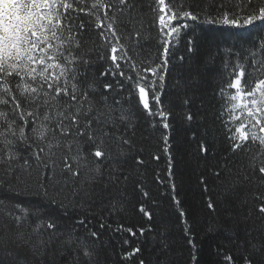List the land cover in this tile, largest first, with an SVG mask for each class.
<instances>
[{"label":"snow or ice","instance_id":"1","mask_svg":"<svg viewBox=\"0 0 264 264\" xmlns=\"http://www.w3.org/2000/svg\"><path fill=\"white\" fill-rule=\"evenodd\" d=\"M86 3L0 0V183L14 181L19 186L36 173L75 197L86 192L83 182L87 180L101 187L115 208L130 166L142 168L148 163L134 139L136 121L145 120L153 130H162L159 135L169 156L170 178L173 113L165 108L162 96L172 49L182 32L196 24L264 29V0H153L148 5L152 20L147 28L155 26L158 33L155 60L135 55L144 51L147 42L143 0H91L85 7ZM81 14L86 18L81 19ZM186 48L193 51L191 39ZM178 59L183 61L184 56ZM102 61L107 63L94 75L97 62ZM222 62L225 83L219 88L220 116L224 106L230 105L231 114L222 123L231 151L243 157L239 165L225 166L224 178L229 188L253 185L254 212L264 218V36L242 50H230L229 59ZM133 97L134 107L130 105ZM186 119L192 121L193 116L188 114ZM199 150L208 152L203 142ZM151 159L159 161L160 156ZM214 175L221 178L222 174L216 171ZM40 186L47 191L44 183ZM171 188L175 192L174 183ZM141 191L148 197L147 191ZM173 200L180 205L178 198ZM207 207L215 211L216 206L209 201ZM139 211L152 218L143 206ZM178 211L187 231L186 213L179 207ZM6 215L16 221L17 229L7 238L9 264H33L34 258L47 252L54 237L63 235L55 221L26 224L32 231L25 232L20 216ZM125 230L136 235L131 228ZM139 231L143 235L144 229ZM90 235L99 238L95 231ZM5 239L0 236V241ZM63 243L72 244V236L67 235ZM189 243L195 264L196 245L191 238ZM138 252L139 247L132 254ZM84 255L90 259L92 253L85 248ZM225 259L231 264L230 255ZM244 264H264V245L252 246Z\"/></svg>","mask_w":264,"mask_h":264},{"label":"trees","instance_id":"2","mask_svg":"<svg viewBox=\"0 0 264 264\" xmlns=\"http://www.w3.org/2000/svg\"><path fill=\"white\" fill-rule=\"evenodd\" d=\"M152 3L153 0H143L147 42L144 51L135 55L155 60L160 47L155 39L158 33L155 26L147 28L152 20L148 5ZM85 18L81 14V19ZM261 36L264 29L259 25L232 29L196 24L182 32L177 47L172 49L162 96L165 108L173 113L168 149L170 178L169 156L163 151L159 135L162 130H153L147 121L138 120L134 139L137 147L142 148L140 155L148 163L142 168L130 166L120 203L115 208L109 204L106 192L87 180L83 182L86 192L75 197L67 189L47 184L36 173L19 186L14 181L0 183V199L4 201L0 204L4 209L0 212V236L6 238L0 241V260L9 264L7 238L17 231L16 221L6 215L10 212L21 217L22 231H32L26 224L52 220L63 233L53 238L47 252L34 258L33 264H140L141 260L144 264H193L190 238L196 245L195 264H230L225 259L229 255L231 264H244L252 246L259 249L264 245V218L254 212L251 195L254 186L229 188L224 178L225 166L231 169L239 165L243 157L231 151V141L222 123L231 114L230 105L224 106V115L220 116L219 88L225 83L222 60L229 59L230 50H242ZM92 39H97L94 33ZM188 39L193 41L192 52L186 48ZM179 56H184V60L180 61ZM106 63L97 62L94 75L98 76ZM107 79L110 78H102V81ZM135 103L133 97L130 105L134 107ZM239 111L236 110L237 114ZM188 114L193 116L192 121H187ZM201 142L207 147V154L200 152ZM152 155H159L160 160H152ZM216 171H221V178L214 175ZM41 183L46 185L47 191ZM173 183L175 192L171 188ZM141 188L149 193L148 197L142 194ZM173 197L179 199V206ZM209 201L215 204V211L207 207ZM141 206L152 213L151 219L139 211ZM178 207L186 213L187 231ZM81 219L84 224L79 223ZM101 223L105 225L103 228ZM128 228L136 235L127 232ZM93 231L98 233V239L91 237ZM69 234L73 243L66 245L63 241ZM137 247L140 252L132 254ZM85 248L92 253L90 259L84 255Z\"/></svg>","mask_w":264,"mask_h":264}]
</instances>
